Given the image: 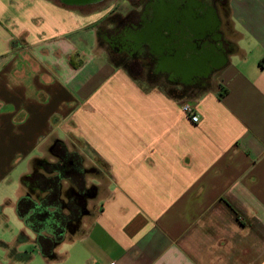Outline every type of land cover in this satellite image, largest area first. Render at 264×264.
I'll list each match as a JSON object with an SVG mask.
<instances>
[{"label": "crops", "instance_id": "0c3cea01", "mask_svg": "<svg viewBox=\"0 0 264 264\" xmlns=\"http://www.w3.org/2000/svg\"><path fill=\"white\" fill-rule=\"evenodd\" d=\"M137 1L140 10L114 16L52 0H0V183L39 152L21 175L17 199L24 195L23 177L62 141L94 169L96 187L88 213L50 257L21 221L25 228L5 246L10 259L264 264V0H191L209 8L205 27L230 51L201 87L167 83L190 95L180 99L158 85L143 89L98 45L107 47L100 30L112 29L104 20L141 14ZM176 17L165 19L183 28L172 34L193 37ZM24 242L35 253L18 252Z\"/></svg>", "mask_w": 264, "mask_h": 264}, {"label": "flooded vegetation", "instance_id": "af4514ba", "mask_svg": "<svg viewBox=\"0 0 264 264\" xmlns=\"http://www.w3.org/2000/svg\"><path fill=\"white\" fill-rule=\"evenodd\" d=\"M153 1L144 0V10L141 14L132 12L124 20L115 22L111 30H100L99 40L107 45L109 53L119 60V63L127 60L125 65L133 75L135 73L141 76L145 71L147 81L163 80L166 83L183 81L187 83L185 88L201 87L216 75L221 67L223 56L230 51L228 43L220 38V33L212 32L210 25L203 28L200 33H192L191 38L185 34L177 38L172 32H168L164 37L159 33L160 35L153 38L139 41L137 37L136 40L135 34L141 33L152 21L149 19L147 22L145 13ZM178 3V6L171 8L180 12L179 16L182 15L183 18L187 17L186 11L189 8L195 13L191 16L198 20L208 16L211 18L209 8L203 12L199 2L180 0ZM190 66L192 70L189 69Z\"/></svg>", "mask_w": 264, "mask_h": 264}, {"label": "trees", "instance_id": "16d2710c", "mask_svg": "<svg viewBox=\"0 0 264 264\" xmlns=\"http://www.w3.org/2000/svg\"><path fill=\"white\" fill-rule=\"evenodd\" d=\"M114 64L137 81L127 67ZM165 92L173 98L189 97L184 90L169 88ZM55 147L62 153L59 162L38 161L35 170L23 177L22 188L26 193L15 205L16 216L34 233L37 246L45 257L51 256L52 248L64 239L67 229L78 225L88 213L87 202L96 194V187L86 181L87 177H93V170L82 168L83 158L74 151L69 153L62 141L51 145L52 152ZM64 184L71 186L65 188Z\"/></svg>", "mask_w": 264, "mask_h": 264}, {"label": "rangeland", "instance_id": "374dc122", "mask_svg": "<svg viewBox=\"0 0 264 264\" xmlns=\"http://www.w3.org/2000/svg\"><path fill=\"white\" fill-rule=\"evenodd\" d=\"M179 1L180 0H158L156 2L155 0V3H153L152 6H149L150 8L145 13L146 17L148 18L147 22L149 21V19H152V21L148 25L154 22L155 18L157 17L168 19V18H171L172 16H179L180 12L175 11L171 8V7H174L175 5L178 6ZM128 3L129 4H127V2L123 0H106L98 5L89 6L86 8H79L78 10L83 12V11H96V10L99 11L102 9H111V11L110 12L108 11L107 14L108 15L112 14L114 16H116V14L126 15L127 13L131 11L140 10V7H137L138 5L137 0H129ZM150 10L152 11L149 12ZM111 22H114V19L110 20V22L107 21L106 19V21L104 20L102 24L104 28L106 27L113 28L115 26V22L114 24H112ZM98 45H101L104 49H107V47H104L103 44H100L99 42H98ZM108 55L110 56L111 59H113L114 63H119V60L114 58L111 54H109V52H108ZM126 62L127 60L125 59V61L121 64L126 67L127 66L125 65ZM134 77L137 79V83L140 86H142L143 89H149L150 87H152V85H158V87L163 91L169 90V87L166 86L167 83L163 80L154 81V82L145 80L146 79L145 71L143 74H141V76L134 73ZM188 96L190 97V95ZM65 147L68 149L69 153L74 151L76 152L78 156H81L76 150H72L71 146L70 148H68L67 145L65 144ZM42 153H43L42 158L46 160V162L50 164H55L59 162L58 157L61 151H59L57 147H55L52 152L51 146H50L49 150L44 151ZM33 155H39V152H36V154H33ZM32 157L30 156L28 160L26 159L25 161H20L16 165L14 171H12V173L9 174L10 175L8 176L9 178H7L6 180L0 183V264H22L20 262H16V260L12 261L13 259L12 260L10 259L11 256L9 255V252L7 251V248L5 246L13 243L14 238H16L17 235L21 232V229L25 228L23 223L15 215L14 204L18 197V190H19V183H20L21 175L28 170V166H27L28 162L30 160L34 162L35 160ZM98 165L104 170H106L105 166L101 162H99ZM82 168H86L87 170L90 169V167L85 166L84 161L82 162ZM86 181L88 183L89 182L95 183L94 182L95 178L87 177ZM64 186L66 185L64 184ZM69 186L71 185L67 184L65 188ZM25 232L27 233L28 236L33 237V234L29 230H26ZM15 248L18 252L27 251L28 253H31V254L35 253L36 251L35 246L29 242H24Z\"/></svg>", "mask_w": 264, "mask_h": 264}, {"label": "water", "instance_id": "95a60500", "mask_svg": "<svg viewBox=\"0 0 264 264\" xmlns=\"http://www.w3.org/2000/svg\"><path fill=\"white\" fill-rule=\"evenodd\" d=\"M59 5H62L66 8H86L89 6L98 5L106 0H54ZM194 8V7H193ZM192 12L188 13L183 20L181 16H177L176 18L181 22L180 25L187 26L190 32L192 33H200L202 32L203 28H205L206 23L205 21L198 20L195 18V16H191ZM194 15V14H193ZM163 30L165 32H174L176 30H182L181 26L176 27L175 24H172L171 22L166 21L162 17L155 18L154 22H152L150 25H148L145 28V31H142L139 34H135L134 37L137 40V37L139 38V41H143L146 38H153L154 36H157L160 31Z\"/></svg>", "mask_w": 264, "mask_h": 264}, {"label": "built area", "instance_id": "2783aa9c", "mask_svg": "<svg viewBox=\"0 0 264 264\" xmlns=\"http://www.w3.org/2000/svg\"><path fill=\"white\" fill-rule=\"evenodd\" d=\"M182 111L184 112V114L189 118V120L192 123L197 124L199 122V118L195 114V109H194V107L192 105L184 104L182 106Z\"/></svg>", "mask_w": 264, "mask_h": 264}]
</instances>
